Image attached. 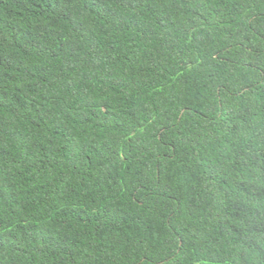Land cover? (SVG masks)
I'll list each match as a JSON object with an SVG mask.
<instances>
[{
  "label": "trees",
  "instance_id": "trees-1",
  "mask_svg": "<svg viewBox=\"0 0 264 264\" xmlns=\"http://www.w3.org/2000/svg\"><path fill=\"white\" fill-rule=\"evenodd\" d=\"M0 264H264V0H0Z\"/></svg>",
  "mask_w": 264,
  "mask_h": 264
}]
</instances>
